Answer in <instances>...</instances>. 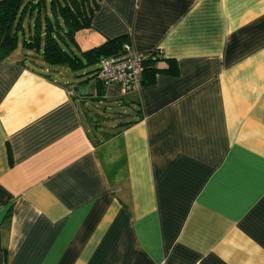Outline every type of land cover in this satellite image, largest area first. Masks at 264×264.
Instances as JSON below:
<instances>
[{
	"label": "crops",
	"instance_id": "obj_1",
	"mask_svg": "<svg viewBox=\"0 0 264 264\" xmlns=\"http://www.w3.org/2000/svg\"><path fill=\"white\" fill-rule=\"evenodd\" d=\"M32 21L0 61V264H264V0H101L74 51L160 52L128 94L25 49Z\"/></svg>",
	"mask_w": 264,
	"mask_h": 264
},
{
	"label": "trees",
	"instance_id": "obj_2",
	"mask_svg": "<svg viewBox=\"0 0 264 264\" xmlns=\"http://www.w3.org/2000/svg\"><path fill=\"white\" fill-rule=\"evenodd\" d=\"M101 0H0V61L17 47L18 32L26 15L33 16L32 35L22 41L25 49L40 51L41 59L49 65H67L73 71L94 66L100 58L121 53L127 36L108 39L100 45L76 52L74 33L89 27ZM160 58H149L143 73H154L151 63ZM171 74L177 69L173 60L162 68ZM96 68L88 73H94ZM152 79V78H151ZM150 79V80H151ZM149 80V79H148Z\"/></svg>",
	"mask_w": 264,
	"mask_h": 264
},
{
	"label": "built area",
	"instance_id": "obj_3",
	"mask_svg": "<svg viewBox=\"0 0 264 264\" xmlns=\"http://www.w3.org/2000/svg\"><path fill=\"white\" fill-rule=\"evenodd\" d=\"M159 56L160 52L156 50L135 52L128 41L122 45L120 54L102 57L98 61L94 76L102 84H116L123 94H128L140 88L145 61Z\"/></svg>",
	"mask_w": 264,
	"mask_h": 264
},
{
	"label": "rangeland",
	"instance_id": "obj_4",
	"mask_svg": "<svg viewBox=\"0 0 264 264\" xmlns=\"http://www.w3.org/2000/svg\"><path fill=\"white\" fill-rule=\"evenodd\" d=\"M25 33H27V28H25ZM19 38H20V40L19 41H21V39H22V34L21 33H19ZM88 71V70H87ZM79 73L81 74V71L79 70ZM87 74H90V73H87ZM87 89H88V87H87Z\"/></svg>",
	"mask_w": 264,
	"mask_h": 264
}]
</instances>
